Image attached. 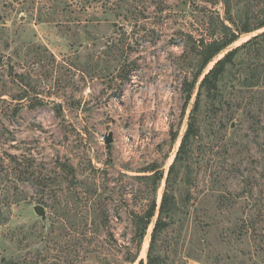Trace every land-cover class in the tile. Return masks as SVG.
Instances as JSON below:
<instances>
[{"label":"rangeland","instance_id":"1","mask_svg":"<svg viewBox=\"0 0 264 264\" xmlns=\"http://www.w3.org/2000/svg\"><path fill=\"white\" fill-rule=\"evenodd\" d=\"M263 11L264 0H0V264H127L132 215L154 199L157 212L200 81L264 28L209 63L187 101L188 35L220 39L222 24L254 28ZM195 117L174 189L182 216L159 252L180 236L167 264H264V39L214 98L202 92ZM152 165L155 195L139 179Z\"/></svg>","mask_w":264,"mask_h":264},{"label":"trees","instance_id":"2","mask_svg":"<svg viewBox=\"0 0 264 264\" xmlns=\"http://www.w3.org/2000/svg\"><path fill=\"white\" fill-rule=\"evenodd\" d=\"M228 3V2H227ZM225 2V6H227V11L229 10V6ZM230 16V11H228ZM262 16L260 18V23L254 28L250 27L248 23L244 25L239 31L234 32L226 25L222 24V32L223 36L220 39L212 40L207 42L205 40H194L192 35H188V39L186 42V51L184 57L194 56L196 62V73L194 75L193 80L189 83L185 80V83L188 87H186V100H190L191 95L195 89V86L199 80V77L203 73L204 69L211 63L221 52H223L228 46L233 44L235 41L239 39V36L242 34H249L253 31H257L264 28V11L261 13ZM260 39H264V32L256 37L252 38L248 42L228 51L221 59L217 60L213 67L204 75L202 80L198 85V93L196 96V100L193 106V110L189 117L188 127L185 131L182 140L180 142V146L176 153L173 163L171 164L167 177L165 180V188L161 198V202L159 204L158 210L156 200H152L150 206L145 211L143 215L134 214L132 215V224H133V237L132 243L135 245L136 254L130 255L127 259V264H134L137 261L139 252L141 250V246L146 235L148 226L152 222L155 214L157 217L154 221L153 228L150 234V241L147 250L146 262L141 259L137 264H167L170 260L166 254L167 249L173 247V253L175 256H179L178 248L180 246V236H177L173 239H170L171 242L167 245L164 253L159 252L158 244L160 242L161 237L168 232L171 226H174L175 223H178V219L180 215V205L176 200L174 189L176 186V179L178 174V169L181 166H184L187 170L189 169L188 159L191 153L190 146L192 144L193 139H195L197 135V126H196V117L195 114L199 109V101L202 92H206L207 96L211 99L215 97L218 91V83L224 77L225 73L228 71L229 67L233 66L238 58L239 54L247 50L250 45L256 43ZM187 53V54H186ZM13 74L12 72L10 75ZM149 174L144 177H139L141 180H146L150 182L152 186V194L155 195L158 186L163 179V173L159 171V167L156 165H152L149 169ZM192 199L191 194L186 196L185 202H189ZM186 216V215H183ZM183 244L181 245V249ZM193 255L191 253L184 254V258H192Z\"/></svg>","mask_w":264,"mask_h":264},{"label":"water","instance_id":"3","mask_svg":"<svg viewBox=\"0 0 264 264\" xmlns=\"http://www.w3.org/2000/svg\"><path fill=\"white\" fill-rule=\"evenodd\" d=\"M219 59H221V58H219ZM112 140H113L112 135H108V137H106V139H105V143L110 144L112 142ZM34 212L36 213V215L40 216L42 219L45 218V210L42 206H40V205L35 206Z\"/></svg>","mask_w":264,"mask_h":264},{"label":"bare ground","instance_id":"4","mask_svg":"<svg viewBox=\"0 0 264 264\" xmlns=\"http://www.w3.org/2000/svg\"><path fill=\"white\" fill-rule=\"evenodd\" d=\"M148 240V239H147ZM147 242V241H146Z\"/></svg>","mask_w":264,"mask_h":264}]
</instances>
